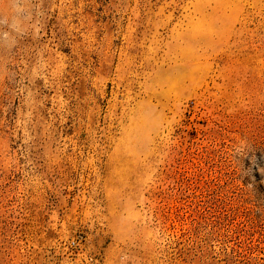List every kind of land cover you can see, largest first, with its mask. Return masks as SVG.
<instances>
[{
	"label": "rangeland",
	"instance_id": "374dc122",
	"mask_svg": "<svg viewBox=\"0 0 264 264\" xmlns=\"http://www.w3.org/2000/svg\"><path fill=\"white\" fill-rule=\"evenodd\" d=\"M0 264H264V0H0Z\"/></svg>",
	"mask_w": 264,
	"mask_h": 264
},
{
	"label": "clouds",
	"instance_id": "9594fccd",
	"mask_svg": "<svg viewBox=\"0 0 264 264\" xmlns=\"http://www.w3.org/2000/svg\"><path fill=\"white\" fill-rule=\"evenodd\" d=\"M244 145H243V143H241V145L240 146H238V147H236L235 148V152L237 153V154H243L244 153Z\"/></svg>",
	"mask_w": 264,
	"mask_h": 264
}]
</instances>
